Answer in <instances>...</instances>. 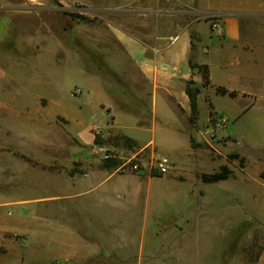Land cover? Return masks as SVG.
I'll list each match as a JSON object with an SVG mask.
<instances>
[{"label": "rangeland", "instance_id": "1", "mask_svg": "<svg viewBox=\"0 0 264 264\" xmlns=\"http://www.w3.org/2000/svg\"><path fill=\"white\" fill-rule=\"evenodd\" d=\"M45 2L61 12L56 34H50L52 47H10L17 40H38L36 18L28 15L15 18L17 27L0 49L7 56L0 58L5 71H0V264H119L116 253L123 249L136 254L155 250L159 260L167 250H185L192 259L202 222L209 237L202 242L207 255L219 264H255L252 260L264 247V108H252L238 121L233 118L236 103L220 96L229 115L225 126L223 116L217 115L209 143L195 139L183 144V137L168 143L161 138L160 125L179 115L167 103L159 111L160 143H150L151 126L145 128L148 98L130 94L148 85L133 80V66L122 57L99 14L85 13L82 0ZM109 105L122 125L120 134L140 142L127 147L110 140L117 134L107 128L113 117ZM198 110L199 125H205L207 114L200 103ZM96 134L108 141L96 143ZM176 144L179 157H174L171 170L153 176L152 160L171 153L165 146ZM96 146L117 154L120 162L107 168L109 172L133 174L140 181L124 185L140 187L130 199L140 203L134 214L139 230L146 223L145 240H116L111 229L85 224L73 203L78 201L70 195L77 184L74 175L106 168ZM230 154L240 158L230 159ZM132 160L144 163L147 172L132 171ZM224 164L233 170L228 181L202 182L203 173H214ZM244 179L249 183H242ZM181 227L190 228L189 240L174 239ZM102 234L108 239L101 240ZM76 240L87 245L92 257L72 261L69 243Z\"/></svg>", "mask_w": 264, "mask_h": 264}, {"label": "crops", "instance_id": "2", "mask_svg": "<svg viewBox=\"0 0 264 264\" xmlns=\"http://www.w3.org/2000/svg\"><path fill=\"white\" fill-rule=\"evenodd\" d=\"M82 1L85 2V13L99 14L103 27L110 33L115 45L123 53L122 57H125L133 66L136 73L133 80L144 81L148 85L147 90H137L130 94L135 98H148L150 119L146 121L145 128L147 125L151 126L150 143H160L156 136L159 128L158 121L161 120L159 111L165 110L162 106L167 103L171 106L170 109L167 107L168 110L179 114V118L176 117L171 122L160 125L161 138L168 143L175 139L178 142L183 137V144L194 142L195 139L210 142V134L215 130V123L210 122V105L217 115L223 116L221 127L225 126L229 115L226 107L220 103V96L229 97L236 103L238 107L233 118H238V121L242 119L243 113L252 108H264V0ZM28 15L36 18L38 40L25 43L21 39L10 47L23 46L41 50L44 46L54 44L50 36H55L54 27L58 25L57 20L61 18V12L54 5L47 4L45 0H0V27H2L0 28L2 35L0 49L3 43L9 40L13 28L17 27L15 18ZM210 15L219 16L223 27L222 35L214 32L209 19ZM49 17L52 20H48ZM49 40L52 41L50 45ZM37 42H43V44ZM5 53L3 47L0 51V58L3 61L7 57ZM191 54L195 56L197 64L208 65L210 86L204 87L202 73L198 68L190 66ZM0 71L1 74H5L1 63ZM190 80H193L200 88L198 105L200 103L204 106L208 116H206V124L202 126L199 125V119L197 123H192L189 119L191 101L186 88ZM217 86L226 87L239 94L236 97L219 95L216 92ZM109 111L112 112L113 117L112 121L106 123L108 130L111 129L116 134L124 132L113 108L111 107ZM131 116L139 126L140 120L133 114ZM182 127L186 130H181ZM231 135L232 133L229 135L230 138ZM134 139L139 141L137 138ZM179 143L182 142L179 141ZM178 146V144L172 148L165 146L171 153L162 154L171 156L173 165L174 157H179ZM73 178L77 184H73L70 195L73 194L78 199L73 203L83 213L85 224H97L99 227L106 228V231L111 229V235H115L116 240L128 241L135 238L145 240L146 223L144 222L145 229L142 228L144 232L140 233L142 229L139 230V220L134 212L140 203L130 199V196L132 197L134 192L137 193L140 187L124 185V182L139 183L137 176L109 172L107 168L96 167L86 176L74 175ZM109 182L112 185L107 186ZM242 183H249V180L244 179ZM123 197L127 199L122 201ZM199 224L201 226L198 227L195 238L199 242L195 258L190 259L185 250L178 252L167 250L163 253L162 260H159L155 250L136 254L134 251L128 252L123 249L116 253L117 262L119 264H156V262L190 264L191 260L192 264H219L218 258L210 257L205 253V245L202 242L209 240V237L203 227L204 222ZM177 233L173 234L175 240H189L191 230L181 227ZM102 235L101 240L108 239L107 236ZM77 241L69 243L70 256L73 258L70 260L80 263L92 257L93 253L87 249L86 244ZM134 259L137 261L131 263ZM255 264H264V249Z\"/></svg>", "mask_w": 264, "mask_h": 264}, {"label": "trees", "instance_id": "3", "mask_svg": "<svg viewBox=\"0 0 264 264\" xmlns=\"http://www.w3.org/2000/svg\"><path fill=\"white\" fill-rule=\"evenodd\" d=\"M190 66L192 68H198L200 70V72L203 75V86L204 87H208L211 84V79H210V70L208 65H199L195 62V56L193 54H191L190 56V60H189ZM186 92L190 98L191 101V116H190V121L192 123H196V121L199 119V110H198V94L200 93V88L197 87L195 85V82L193 80L188 81L187 83V88H186ZM216 92L219 95H229L231 97H236L238 96V92L237 91H230L229 89H227L226 87L223 86H217L216 87ZM211 108V112H210V122L213 124L216 122V116H217V112H215L213 110L212 105H210ZM111 141H116L117 143H119L120 145L123 146H127V147H132L134 145L137 144L136 140H134L132 137H129L127 135H123V134H117L115 136H111L110 137ZM108 140L102 138L100 135H95V142L96 143H104ZM230 159L233 158H240L239 154H230L229 155ZM244 158L241 159V162L244 164ZM120 160L118 158H111L109 160L106 161L105 163V167L106 168H116L119 164ZM151 174L153 176H163V174L159 173L156 170H152ZM233 174V170L227 165L224 164L220 167V169L214 173H203L201 175V180L204 183H217L220 181H225L228 180L231 175ZM264 177V175L262 176ZM264 247L262 248V250L260 251V253L252 260L254 262H257L262 251H263Z\"/></svg>", "mask_w": 264, "mask_h": 264}, {"label": "built area", "instance_id": "4", "mask_svg": "<svg viewBox=\"0 0 264 264\" xmlns=\"http://www.w3.org/2000/svg\"><path fill=\"white\" fill-rule=\"evenodd\" d=\"M209 19L212 23L213 30L217 35H222L223 34V27L220 24L219 21V16L218 15H210ZM96 151L101 153V157L103 160L107 161L111 158H117V154L115 152H112L111 150H107L103 146H96L95 147ZM128 166L132 169V171H140L142 168H147V166L142 163V162H135V161H130L128 162ZM173 166V161L171 156L169 155H161L158 156L156 159L152 160L151 162V169H154L158 171L161 174H166L168 173Z\"/></svg>", "mask_w": 264, "mask_h": 264}, {"label": "water", "instance_id": "5", "mask_svg": "<svg viewBox=\"0 0 264 264\" xmlns=\"http://www.w3.org/2000/svg\"><path fill=\"white\" fill-rule=\"evenodd\" d=\"M147 172V170L145 168H142L138 173L139 174H145Z\"/></svg>", "mask_w": 264, "mask_h": 264}]
</instances>
